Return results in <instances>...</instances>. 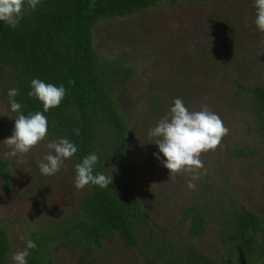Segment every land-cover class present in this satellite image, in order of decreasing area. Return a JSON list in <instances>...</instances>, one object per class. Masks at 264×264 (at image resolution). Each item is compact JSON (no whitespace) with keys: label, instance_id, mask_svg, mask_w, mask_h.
<instances>
[{"label":"rangeland","instance_id":"374dc122","mask_svg":"<svg viewBox=\"0 0 264 264\" xmlns=\"http://www.w3.org/2000/svg\"><path fill=\"white\" fill-rule=\"evenodd\" d=\"M255 12L253 0H159L129 16L104 19L93 28L96 52L119 57L132 69L129 82L113 95L121 114L130 120L128 176L151 226L177 242L187 239L188 229V222L179 220V209L198 193L201 182L212 192L235 194L253 211L264 205V162L258 159L262 139L246 120L247 90H239L233 82L264 86V33L257 30ZM176 98L189 111L206 105L229 132L215 151L201 154L203 168L170 178L161 163L165 158L148 133ZM0 115L13 133L15 113L1 97ZM7 138L0 139V159L9 162L11 183L5 189L0 181V227L9 240L4 264H13L11 256L25 248L28 231L52 213L69 209L86 186L74 187L71 159L58 175L41 174L38 162L48 154L46 144L55 139L46 138L27 154L11 157L3 142ZM233 146L253 153L246 158L233 156ZM189 182L193 188L187 186ZM191 242L207 257L219 256L215 225ZM51 254L52 264H151L116 236H108L86 255L60 246L53 247Z\"/></svg>","mask_w":264,"mask_h":264},{"label":"trees","instance_id":"16d2710c","mask_svg":"<svg viewBox=\"0 0 264 264\" xmlns=\"http://www.w3.org/2000/svg\"><path fill=\"white\" fill-rule=\"evenodd\" d=\"M157 1L40 0L35 10L25 6L18 27L0 21V97L6 107L10 109L8 90L15 88L23 114L42 112V103L28 96L31 81L63 85L66 94L60 105L44 113L48 120L46 138L66 137L77 146L70 158L74 175V165L95 153L98 162L93 174L113 178L106 188L87 185L69 209L52 213L29 230L26 241H34L37 247L29 250L27 264H52L51 249L55 246L86 255L108 236L135 248L151 264H264V205L253 211L235 194L214 193L201 182L198 193L179 209V220L187 221L188 229L187 239L177 242L151 226L128 176L126 135L130 120L121 114L113 95L129 82L132 69L119 57L96 52L93 28L104 19L129 16ZM233 82L239 90H247L246 120L262 139L258 153L263 152L258 159L264 162V86ZM11 135L10 123L0 115V139ZM251 153L241 146L231 148V154L239 158ZM8 169L9 162L0 159V181L5 189L11 183ZM211 224L216 226L219 244L216 259L189 243ZM8 253V236L0 227V264L5 263Z\"/></svg>","mask_w":264,"mask_h":264},{"label":"clouds","instance_id":"9594fccd","mask_svg":"<svg viewBox=\"0 0 264 264\" xmlns=\"http://www.w3.org/2000/svg\"><path fill=\"white\" fill-rule=\"evenodd\" d=\"M40 0H0V21L12 28L19 26L25 6L35 10ZM255 8L254 23L257 30L264 33V0H253ZM29 97H33L42 103L43 111L25 115L21 111V104L15 99L19 90H8V104L10 111L15 113V125L13 133L3 142L10 151L8 156L17 157L27 154L31 149L44 141L48 135V120L44 115L52 108L58 107L63 100L66 89L45 83L40 79H33L30 84ZM229 129L224 126L221 118L211 112L206 105H202L199 111H189L181 98H176L168 113L160 119L157 125L149 130L148 135L155 138L154 144L158 146L159 153L165 159L162 165L169 170L170 178L178 173H195L204 167L200 156L208 151H215ZM75 134H80L79 129ZM48 154L38 162L41 174L45 176L55 175L60 171L65 161L73 157L77 152V146L68 138L52 140L46 144ZM157 159L159 155L153 154ZM98 162L95 153L84 156L82 162L74 165V187L78 190L92 184L101 188L112 184V175L103 173L93 174V166ZM198 178L192 175V179ZM193 188L189 182L187 185ZM37 247L32 240H27L25 248L12 254L13 264H27L30 251Z\"/></svg>","mask_w":264,"mask_h":264}]
</instances>
